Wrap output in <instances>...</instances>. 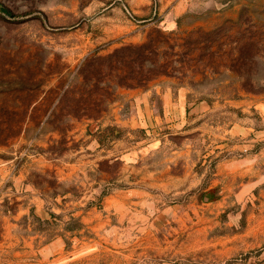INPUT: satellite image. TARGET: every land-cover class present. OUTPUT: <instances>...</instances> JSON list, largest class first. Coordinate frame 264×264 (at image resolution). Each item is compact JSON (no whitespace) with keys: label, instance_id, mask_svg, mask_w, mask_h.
Masks as SVG:
<instances>
[{"label":"rangeland","instance_id":"374dc122","mask_svg":"<svg viewBox=\"0 0 264 264\" xmlns=\"http://www.w3.org/2000/svg\"><path fill=\"white\" fill-rule=\"evenodd\" d=\"M0 5V264H264V0Z\"/></svg>","mask_w":264,"mask_h":264},{"label":"trees","instance_id":"16d2710c","mask_svg":"<svg viewBox=\"0 0 264 264\" xmlns=\"http://www.w3.org/2000/svg\"><path fill=\"white\" fill-rule=\"evenodd\" d=\"M0 10L7 13V14H11L7 9H5L4 7H2L0 5ZM148 48L147 44H142V45H138V46H126V47H123V48H120V49H117L115 50L113 53L109 54L106 58V67L107 68H104L105 70L106 69H111V66L113 64V61H116L119 65V68L121 70V72L124 73L123 76L120 77V80L119 81V85H122V86H126V87H136V86H139L141 85V83H144V82H147L148 80L152 79V77H150L149 74H152L154 75L153 77L155 78L157 75H161L163 73H165V67L164 65H159L160 67V70L159 69H156V64L153 65V64H150L148 66L147 69L144 68L143 66V62H142V58L146 57L145 55H143V53H145V50ZM128 50H133V55L136 54V58L134 60H127L128 55L125 54L126 51ZM138 57V58H137ZM90 58H93L92 56ZM139 58H141V62L138 61L140 60ZM102 70L101 68H98L96 69L95 72H84V76H85V73L87 74L85 77H86V80L85 81H88V80H91L92 77H93V73L95 75H99L101 74ZM149 77H148V76ZM130 79V80H137V84L134 85V84H131V83H127L126 81Z\"/></svg>","mask_w":264,"mask_h":264}]
</instances>
